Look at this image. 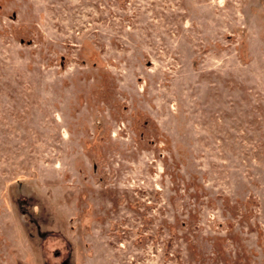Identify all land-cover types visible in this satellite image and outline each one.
I'll return each mask as SVG.
<instances>
[{
	"label": "rangeland",
	"instance_id": "1",
	"mask_svg": "<svg viewBox=\"0 0 264 264\" xmlns=\"http://www.w3.org/2000/svg\"><path fill=\"white\" fill-rule=\"evenodd\" d=\"M0 264H264V0H0Z\"/></svg>",
	"mask_w": 264,
	"mask_h": 264
}]
</instances>
